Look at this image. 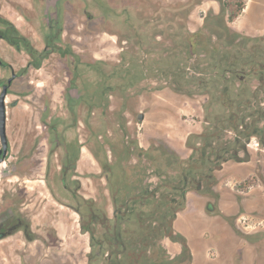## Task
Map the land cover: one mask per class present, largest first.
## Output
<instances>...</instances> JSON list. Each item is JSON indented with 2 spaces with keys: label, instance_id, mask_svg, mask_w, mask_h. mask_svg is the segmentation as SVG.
<instances>
[{
  "label": "flooded vegetation",
  "instance_id": "af4514ba",
  "mask_svg": "<svg viewBox=\"0 0 264 264\" xmlns=\"http://www.w3.org/2000/svg\"><path fill=\"white\" fill-rule=\"evenodd\" d=\"M26 1L27 5L24 4V0L0 2V95L7 86L5 104L8 137V151L5 160L0 164L10 158L13 150L12 133L14 134L16 128L14 126L13 131L10 130L12 129V125L10 128V108L18 107L21 102H25L20 99L21 95L28 93L25 96L29 97L31 92L33 93V86L20 92L15 91L16 82L22 77L31 75L30 83H35L36 78L33 74L43 68L53 53L57 52L66 56L74 54L72 50L61 46L67 42L63 27L66 12L62 10L65 0H42V11L40 0ZM93 1L98 5L100 16L103 18L102 23H106L108 16H120V12L110 8L106 0ZM225 1L222 0L221 8H225ZM195 5L190 6L189 16ZM84 12L87 13L88 10ZM216 15L209 13L201 26L206 24L208 17ZM89 18L92 19V17ZM228 21L230 20L227 10V23ZM189 24L193 25V23ZM188 29V45L183 51L188 58H193L194 63L198 65L200 58L209 57L210 52H213L220 55L216 63V71H220L223 55V57L227 56V65L223 68V72L217 75V79L200 80V86L215 87L219 93L215 95L213 90H210L208 99L205 101L207 104L202 107L200 130H195L187 136L185 144L190 153L181 156L179 168L176 166L175 169L171 168L158 174L149 170V173L153 174L151 176L160 182H153V178L147 176V146H144L139 138L124 133L118 139L116 138L112 145L106 142L105 139H109L113 134L112 129H105L102 120L88 116L93 114V111L80 118L76 116L72 118L66 114L50 118L37 117L30 131V134H34L33 144L26 140V135L18 139L20 146L17 153L21 156L19 161L33 158L36 169L40 167L38 165L40 162L35 157L41 145H46L47 161L43 181L51 197L59 205L57 214H54L58 216L55 218L56 222H49L52 228L49 227L54 231V234L50 235L48 234L50 231L46 229L48 225L37 227L36 223L41 224L44 221L38 218L36 220L34 216L30 217L28 213H25L26 208L22 207L24 202L19 198L18 188L13 192L3 189L4 193L0 197V243L16 239L28 242L30 246L33 243L41 242L42 244L35 245V250L26 249L22 254L31 262L26 259L27 262L21 261L22 264L192 263L193 254L189 241L175 228V222L179 214L187 207L188 196L193 193L201 194L192 189L193 175L185 181L194 146H203L205 136L213 133L212 140L215 143L236 139L241 140V143L246 142L249 160L253 156L264 154V144L260 143L261 139L264 140V48L259 46L264 43V37L263 35L260 37L259 44H253L249 56L241 59L237 53H233L234 58L231 60L228 55L231 52V44H224L223 48H217L213 42L208 43V36L201 34L199 27H195V30L191 27ZM233 30L236 32L235 29ZM100 33L118 36L116 31ZM219 38L218 35H213L214 42H217ZM79 65L80 61H76L75 69ZM79 78L78 75L75 79H71L76 82ZM35 85L37 87L38 83ZM103 86L104 80L100 79L98 85L93 86L96 92L100 91L98 100H90L86 92L72 94V90L77 88L79 91L80 86L72 85L71 80L68 90L65 89V102L68 109L70 110L73 106L98 108L109 104V99L113 95H109L111 89L108 87L102 89ZM14 94L17 97L9 100ZM26 103L29 106L34 105V102ZM216 103L222 107L221 110L213 107ZM209 106L212 107L208 108ZM47 107L45 106V110ZM140 113L144 114L143 120L138 118ZM145 118L144 112L137 114L139 123L144 122ZM30 125L32 126V123ZM77 125L79 127H76ZM233 126L241 129L240 134L233 129ZM41 127L47 132L46 138H42L43 134L39 132ZM257 127L261 129L258 135L252 133ZM247 134L250 135L247 136ZM254 140L256 148L251 146ZM2 147L0 138V150ZM138 148L141 152L135 153ZM85 152L89 156L88 165L83 162ZM240 154L245 155L244 151H240ZM53 161L57 164L55 162L53 164ZM228 162L237 161L228 160L217 169L215 186L219 181L218 173ZM185 186L190 189L185 191ZM215 186L213 192L203 195L215 193ZM159 196L166 201L170 219L166 221L157 217L154 221L147 222L149 200H157ZM44 209H46L45 206ZM214 210L215 208L208 202L207 211L214 212ZM63 214L67 217H63ZM32 215L35 214L32 213ZM72 215L76 216V219L70 223ZM62 226L66 227L64 233L60 230ZM78 234L87 237V242L80 246L71 243ZM178 234L186 239L190 249L189 254L184 253L183 244L180 241L172 238ZM171 242L181 245L179 253L174 254L169 250L168 246ZM209 254L211 257H216L213 250Z\"/></svg>",
  "mask_w": 264,
  "mask_h": 264
},
{
  "label": "rangeland",
  "instance_id": "374dc122",
  "mask_svg": "<svg viewBox=\"0 0 264 264\" xmlns=\"http://www.w3.org/2000/svg\"><path fill=\"white\" fill-rule=\"evenodd\" d=\"M199 1L106 0L110 8L120 12L119 18L108 16L105 21L107 24L102 23L103 18L95 1H63L62 10L66 12L63 20L64 38L67 42L61 46L72 50L74 54L66 56L53 53L43 68L33 74L36 78L35 83H30L31 75L22 77L16 82L15 91L20 92L33 86V93L31 92L29 97L25 96L28 93L21 95L20 99L25 102H21L18 107L10 108V128L12 125L10 130L13 131L14 126L16 130L14 134L12 133L11 156L5 163L0 164V197L4 193L3 189L13 192L18 188L19 198L24 202L22 207L26 208L25 213L30 217L34 216L36 220L38 218L44 221L41 224L36 223L37 227L46 224L48 225L46 229L50 231L48 234H54L52 225L49 224L56 222L55 218L58 216L54 214H57L59 205L53 200L43 181L47 161L46 145H41L35 157L40 162L38 164L40 167L37 169L34 167L33 158L20 162L21 156L17 153L20 146L19 138L26 135V140L33 144L34 134H30V131L37 117L50 118L66 114L72 118L74 116L80 118L93 111V114L88 116L102 120L105 129H112L113 134L110 135V140L105 139L106 142L112 145L124 133L139 138L144 146H147L146 166L149 178L152 173H164L171 168L175 169L180 163L181 156L190 153L185 144L186 138L189 133L200 130L202 107L207 104L205 101L210 90H213L215 95L219 93L217 88L200 86L199 82L209 78L217 79L227 65V56L223 57V55L220 71H216V63L220 55L213 52H210L209 57L199 59L200 67L194 63L193 58H188L183 53L188 45V28L195 30V27H199L201 34L208 36V43L213 42L217 48L231 44V52H228L231 60L234 58L233 53H237L241 59L249 56L253 44H259L260 37L262 35L264 37V30L258 35L235 32L227 23V10L224 7L220 14L208 17L202 27L199 24L201 22L199 16L193 20L188 18L190 6H194ZM39 2L42 11L43 1ZM253 2L258 11H264V0H253ZM24 4L27 5L26 0ZM84 10L88 12L85 13ZM35 21L37 22L38 18ZM230 29L231 33H229ZM115 31L118 36L100 33ZM213 35L220 37L217 42L213 41ZM259 46L264 48V43ZM76 61H80V65L75 69ZM78 75L79 81L74 82L75 76ZM100 79L104 80L102 89L106 87L111 89L109 95L113 97L109 99V104L98 108L73 106L68 109L65 93L71 80L72 85L80 86L79 91L77 88L72 90L73 95L86 92L89 95L88 99L98 100L100 91L96 92L93 86H97ZM36 83H38L37 87ZM15 97L16 94L9 100ZM26 102H34V105L29 106ZM45 106H48L46 110ZM210 107L212 106L208 108ZM213 107L222 109L217 103ZM141 111L145 113L146 118L144 122L139 123L137 114ZM39 132L43 134L42 138H46L47 132L42 127ZM255 143L254 140L251 145L253 148H256ZM140 150L136 149L135 153L141 152ZM83 155H85L83 162L88 165L87 152ZM253 161L254 171L250 176L244 175L242 169L237 172L229 169V163L218 173V186L229 200L228 207L235 210L233 203H238L237 212L232 213L231 218L228 219V222L238 230L246 228L249 223L257 222L258 226L264 218V154L254 157ZM53 167L55 168L54 165ZM149 170L150 172L153 170L152 173H149ZM156 180L153 178V182H160ZM205 196L215 208L214 212L208 211V213L211 214V218L214 217L215 223L219 224L222 219L219 209L220 192L216 191ZM160 198L159 196L157 200H149L147 222L154 221L157 217L166 221L170 219L166 201ZM241 213H246L245 218L236 223V218H239ZM63 217L66 218V214H63ZM75 219L76 216L72 215L70 223ZM65 229L64 226L60 227L63 233ZM210 235V232H206L204 237L210 238L212 237ZM85 242L87 237L78 234L71 243L80 246ZM35 245L42 244L39 242L30 246L28 242L16 239L0 243V264H22L21 261L27 262L26 259L31 262L22 253L26 249L35 250ZM214 258L211 255L207 257L209 260Z\"/></svg>",
  "mask_w": 264,
  "mask_h": 264
},
{
  "label": "crops",
  "instance_id": "0c3cea01",
  "mask_svg": "<svg viewBox=\"0 0 264 264\" xmlns=\"http://www.w3.org/2000/svg\"><path fill=\"white\" fill-rule=\"evenodd\" d=\"M221 3L222 0H200L189 17L193 20L199 16L201 21L199 24L203 25L209 13H221ZM254 5L253 0H246L242 12L233 21H228L229 26L247 35L263 33L264 11H258ZM253 160L254 156L247 162H228L229 169H234V172L242 169L244 175L250 176L254 171ZM228 163L224 165L223 170ZM215 191L220 192L219 209L222 219L219 224L215 223L214 217L211 218V214L207 211L210 200L203 194L194 193L188 196L187 207L179 214L175 222V228L189 241L193 254L191 264H264V218L258 226L257 222L249 223V226H245L246 228L238 230L228 222L231 214L237 212L236 204L238 203H233L235 210H232L228 207L229 200L225 198L218 184L215 186ZM245 214L241 213L239 218H236V223L245 218ZM251 226L252 228H249ZM206 232H210L212 237L205 238ZM168 247L174 254L181 251V245L178 243L171 242ZM210 250L216 253V257L211 260L207 259Z\"/></svg>",
  "mask_w": 264,
  "mask_h": 264
},
{
  "label": "trees",
  "instance_id": "16d2710c",
  "mask_svg": "<svg viewBox=\"0 0 264 264\" xmlns=\"http://www.w3.org/2000/svg\"><path fill=\"white\" fill-rule=\"evenodd\" d=\"M246 0H226L224 2L225 8L228 10L229 20H234L244 9ZM263 112V111H262ZM244 120V118H243ZM242 120V121H243ZM233 129L240 134V130L237 126H233ZM260 128L257 127L255 132L256 135L260 132ZM250 134H247L249 136ZM213 133H209L203 140V146H194V153L191 158V165L186 171L185 181L188 177L193 175V187L192 189L197 190L199 193H209L214 191L216 184V171L222 164L228 160L237 162L248 161L250 155L247 151L246 142L241 143V140L236 139L234 141H217L214 140ZM261 144H264V140H260ZM240 151H244L245 155H241ZM206 180V181H205ZM185 191L190 187L185 186ZM173 239L180 241L183 244L184 253L189 254L190 249L186 239L180 234L172 236Z\"/></svg>",
  "mask_w": 264,
  "mask_h": 264
},
{
  "label": "water",
  "instance_id": "95a60500",
  "mask_svg": "<svg viewBox=\"0 0 264 264\" xmlns=\"http://www.w3.org/2000/svg\"><path fill=\"white\" fill-rule=\"evenodd\" d=\"M6 96H7V86L4 87V90L2 91L0 95V138H1L2 145H3L2 149L0 150V162L5 160V156L8 151V137H7V130H6L7 109H6V104H5ZM138 118L140 120H143L144 114L140 113Z\"/></svg>",
  "mask_w": 264,
  "mask_h": 264
}]
</instances>
